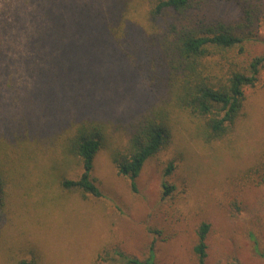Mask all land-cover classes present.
<instances>
[{
    "label": "rangeland",
    "instance_id": "1",
    "mask_svg": "<svg viewBox=\"0 0 264 264\" xmlns=\"http://www.w3.org/2000/svg\"><path fill=\"white\" fill-rule=\"evenodd\" d=\"M243 1L252 21L234 60L263 61L235 131L208 143L195 120L174 113L171 145L144 164L133 193L111 155L167 96L159 74L141 69L130 33L113 35L109 24L125 13L124 31L143 27L157 0H0V264H126L118 253L143 260L150 246L155 264H196L203 222L205 264H264V170L253 172L264 163V0ZM208 10L244 23L236 2ZM91 121L103 126L91 174L100 198L61 186L81 173L64 141ZM164 181L175 187L166 197Z\"/></svg>",
    "mask_w": 264,
    "mask_h": 264
},
{
    "label": "trees",
    "instance_id": "2",
    "mask_svg": "<svg viewBox=\"0 0 264 264\" xmlns=\"http://www.w3.org/2000/svg\"><path fill=\"white\" fill-rule=\"evenodd\" d=\"M217 1L236 2L244 23L232 24L209 15L208 6ZM123 17L125 13L110 17L109 32L113 35L130 33L143 54L141 69L155 72L154 76L159 74L161 88L167 96V100L149 109L133 126L125 150L111 155L117 173L128 178L130 190L135 193V181L144 164L171 145L174 113L182 112L195 120L199 135L208 143L235 131L246 100L244 90L255 87L263 60L253 58L245 66L234 60L243 52L248 38L244 28H248L252 21L243 0H157L143 27L130 26L125 31L121 26L127 23ZM40 45L44 46V43ZM236 50L238 54L235 55ZM213 58H218L216 65L211 62ZM0 69L4 72L8 67ZM101 132L103 126L98 122H82L72 136H67L64 152L76 160L81 173L76 180L62 181L63 189L80 191L83 196L101 197L91 176L94 159L102 146ZM175 167L172 160L168 161L164 177L172 174ZM263 170L264 163L255 166L253 172ZM5 187L0 164V208ZM161 189L166 197L175 187L164 181ZM209 229V224L203 222L196 230L197 241L193 246L196 264L206 263ZM117 255L126 264H155L153 246L143 260ZM16 264L37 263L35 260H19ZM230 264L239 263L235 259Z\"/></svg>",
    "mask_w": 264,
    "mask_h": 264
}]
</instances>
